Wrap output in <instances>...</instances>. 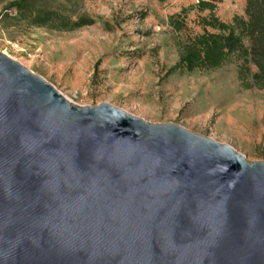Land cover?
<instances>
[{"label": "water", "instance_id": "95a60500", "mask_svg": "<svg viewBox=\"0 0 264 264\" xmlns=\"http://www.w3.org/2000/svg\"><path fill=\"white\" fill-rule=\"evenodd\" d=\"M0 264H264V160L0 51Z\"/></svg>", "mask_w": 264, "mask_h": 264}, {"label": "rangeland", "instance_id": "374dc122", "mask_svg": "<svg viewBox=\"0 0 264 264\" xmlns=\"http://www.w3.org/2000/svg\"><path fill=\"white\" fill-rule=\"evenodd\" d=\"M0 0V51L52 83L78 105L109 102L152 123H176L234 147L250 161L264 160V88H245L237 66L173 71L179 42L202 31L198 0H36L53 11L55 25L87 15L95 23L64 30L40 26ZM231 21L246 0H216ZM188 12L187 28L172 15ZM15 43L19 46L15 47Z\"/></svg>", "mask_w": 264, "mask_h": 264}, {"label": "trees", "instance_id": "16d2710c", "mask_svg": "<svg viewBox=\"0 0 264 264\" xmlns=\"http://www.w3.org/2000/svg\"><path fill=\"white\" fill-rule=\"evenodd\" d=\"M36 0H14L10 6L19 15L28 13L35 24H53L57 29H76L95 23V19L82 15L71 26L55 25V12L33 8ZM192 8L201 15V32L187 35L179 42L180 56L173 71H210L228 64L237 66V75L245 88H264V0H246L244 14H235L231 21L217 15L216 0H200ZM188 12L170 17V25L177 31L187 28Z\"/></svg>", "mask_w": 264, "mask_h": 264}, {"label": "built area", "instance_id": "2783aa9c", "mask_svg": "<svg viewBox=\"0 0 264 264\" xmlns=\"http://www.w3.org/2000/svg\"><path fill=\"white\" fill-rule=\"evenodd\" d=\"M199 1H200V0H198V2H199ZM18 46H19V45H18L17 43H15V47H17V48H18Z\"/></svg>", "mask_w": 264, "mask_h": 264}]
</instances>
